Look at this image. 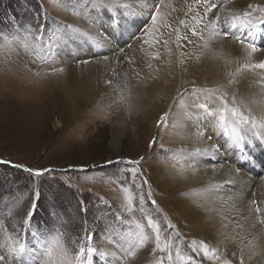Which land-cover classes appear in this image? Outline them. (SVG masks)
Here are the masks:
<instances>
[{"label":"rangeland","instance_id":"obj_1","mask_svg":"<svg viewBox=\"0 0 264 264\" xmlns=\"http://www.w3.org/2000/svg\"><path fill=\"white\" fill-rule=\"evenodd\" d=\"M249 4L264 15V0ZM90 6V0H0V255L7 256L3 264H13L12 249L21 245L26 251L15 264H61L62 259L80 264L75 257L81 248L95 249L90 264H111L98 250L103 242L109 249L122 248L125 260L145 253L141 264H158L161 257L162 264H171L167 251L156 249L149 218L159 226L160 247L171 252L174 264H208L191 248V240L183 242L173 232L161 205L170 197L165 199L153 179L159 162H176V129L165 116L171 110L168 103L157 105L159 114L146 100L141 107L129 108L119 96L115 108L100 109L69 102L54 85L57 59L75 63L104 47L88 39L86 29L62 21L53 9L68 8L89 18ZM146 21L149 24L151 17ZM262 30L255 43L260 49L264 26ZM169 40L164 39L166 51ZM167 79L172 93L174 79ZM188 85L184 90L199 89ZM113 132L119 133L118 142ZM167 144H174L173 150H167ZM257 145L263 156L264 145ZM40 171L43 174L36 175ZM28 211L34 218L25 226ZM80 259L89 264L86 251Z\"/></svg>","mask_w":264,"mask_h":264},{"label":"bare ground","instance_id":"obj_2","mask_svg":"<svg viewBox=\"0 0 264 264\" xmlns=\"http://www.w3.org/2000/svg\"><path fill=\"white\" fill-rule=\"evenodd\" d=\"M90 1L93 15L89 18L68 8L53 9L62 21L86 29L87 38L104 47L83 54L85 57L75 63L63 57L57 59V91L73 104L82 101L100 109L115 108L114 100L119 96L129 108L141 107L146 100L155 105L159 114L160 105L168 103L171 110L167 115L176 129V162L170 163L164 157L152 178L165 199L170 197L161 205L175 227L173 232L181 235L183 242L191 240V248L203 254L206 258L202 260L208 264H240L241 256L244 264H264V224L260 223L264 220V155L257 148L259 143L264 145V127L259 126L264 123V69L243 71L240 67L264 61V46L251 57L246 46L260 42L263 26L256 24L251 28L252 36L248 35V28L237 31L235 35L245 41L241 44L233 35L213 37L212 29L222 31L223 25L209 23L216 16L221 22L231 21L232 16L246 10L259 17L260 9H249L248 2L263 0H202L199 5L193 0H106L103 7L101 0ZM157 6L159 15L154 25L152 15ZM149 16L151 21L147 24ZM115 20L117 25L113 27L110 22ZM181 20L185 21L183 25ZM193 30L201 35L192 36ZM186 34L193 43L183 40ZM165 38L170 39L167 51ZM168 77L174 79L172 93ZM185 84L217 90L214 96L224 94L225 98L214 100L203 91L197 94L184 90ZM196 102L206 104L207 111L197 107ZM225 107L238 113L234 117L230 111L225 112L228 133L218 128L210 131ZM208 112L216 115L209 116ZM241 116H247L249 123L241 128L245 139L237 146L231 130ZM253 121L258 125L255 135L244 130ZM117 132L112 137L118 142ZM173 145L169 148L167 144L166 149L173 150ZM254 159L259 169L254 168ZM236 168L239 173L234 171ZM103 243L98 249L102 258H108L111 264L125 260L122 248L109 249ZM143 257L145 253L126 259L123 264H141Z\"/></svg>","mask_w":264,"mask_h":264},{"label":"snow or ice","instance_id":"obj_3","mask_svg":"<svg viewBox=\"0 0 264 264\" xmlns=\"http://www.w3.org/2000/svg\"><path fill=\"white\" fill-rule=\"evenodd\" d=\"M204 3H207V0H203ZM202 3V0H193V4L199 5ZM106 4V0H101V7L105 6ZM249 9L252 8L251 5L248 6ZM191 11V8L189 9ZM264 11V10H262ZM159 15V6H157V12L155 14L152 15V21L153 24L155 25L156 23V19L157 16ZM180 24H184L185 21L181 20L179 21ZM209 23H213V24H220L222 23L223 25V29L221 30H217L215 28L212 29V36H218V35H223L224 37H228L229 35H233L234 38L241 44H244L245 41L241 38V36H236L235 33L237 31H242L244 28H248L249 32L248 35L252 36L254 35V33L250 30L251 28L255 27L256 24H259L261 26H264V15H261L259 17H255L253 16L251 11H244L242 14L240 15H234L231 18V21L225 19L221 22V18L219 16H216L214 18V21H209ZM170 27V25H168ZM192 36H197V35H201L200 33H198L197 31L193 30L191 32ZM183 40L189 44L193 43V41H191L188 37V35L186 34L183 37ZM159 42V41H156ZM167 41H164L165 46H167ZM247 49L250 50L247 55L249 57L252 56L253 53L257 52V47L254 43H247ZM241 68L247 69V68H254V67H259L261 69H264V61L259 62L258 64H253V63H245L243 65L240 66ZM231 82V81H229ZM193 91H203L205 93H207L209 95V97L211 99L214 100H220L223 101V97H216L214 96L213 92L211 89H205V90H201V89H193ZM197 107H199L200 109H204L205 111H207V105L206 104H199L197 105ZM230 111L232 113V115L234 117H236L238 115L237 110L236 109H227L225 107L224 110H222L220 112V114L218 116H216L217 119V125L214 126L213 128H210V131H215L217 128L223 130L224 133H228V127L226 126V121H227V117L225 115V112ZM167 115V113L165 114V116ZM209 116H215V112H208ZM163 117L161 118V123L163 122ZM249 120L247 116H241L238 119V123L235 127L232 128V141L234 144H236L237 146L240 145V142H242L245 139V136L241 135V128H244V126L248 125ZM260 127H264V123H262L261 125H259ZM258 127L257 123L255 121L252 122V126L250 128H245L244 130L247 132H252L253 135L256 134V132L254 131L256 128ZM211 136H208V139L211 140ZM155 143V141H153V144ZM245 157H241V159H244ZM143 159V158H141ZM132 163L138 164L139 161H134ZM31 171V170H29ZM235 172L239 173L240 169L236 168L234 169ZM43 174L42 171L37 172L36 175H41ZM145 183H147V181H144ZM143 196H141V205H143ZM153 204H155V201H152ZM85 211H87L85 209ZM256 211L259 212L260 209L259 207L256 208ZM28 219H25L23 221V224L25 226H29L31 224V220L34 218V212L33 211H28L27 213ZM261 224H264V220L260 221ZM148 225L149 227H151L154 230L155 233V239H156V249H158L161 252H165L167 251V258L168 260L172 259V255L171 252L167 250V248H161L160 247V228L159 226L154 223L150 218L148 219ZM173 227L172 225H169V228ZM86 239H91V236H88L86 234ZM26 249L23 245L20 246L19 249H12V254H13V264H15L16 260L19 259L24 253H25ZM85 251L87 256L89 257V264H90V259L92 256V253L95 251V249L93 248H87L86 250L84 248H81L80 251L76 254V259L80 260V264H84L83 260H81L80 258L85 255ZM47 254L49 256L52 255V249L49 248L47 251ZM233 255H235V253H233ZM180 258V253L179 250H177V259ZM163 257H161L160 262H158V264H162L163 262ZM7 260V256L6 255H0V262H5ZM61 264H65V261L62 259L61 260ZM66 264H71L70 261H67ZM227 264V262H226ZM240 264H244V258L241 256L240 258Z\"/></svg>","mask_w":264,"mask_h":264}]
</instances>
